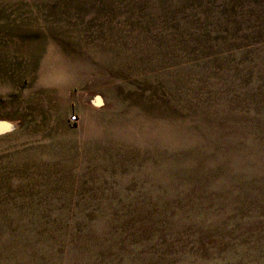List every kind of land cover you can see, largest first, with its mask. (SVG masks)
<instances>
[{
	"label": "rangeland",
	"instance_id": "1",
	"mask_svg": "<svg viewBox=\"0 0 264 264\" xmlns=\"http://www.w3.org/2000/svg\"><path fill=\"white\" fill-rule=\"evenodd\" d=\"M0 264H264V0H0Z\"/></svg>",
	"mask_w": 264,
	"mask_h": 264
},
{
	"label": "built area",
	"instance_id": "2",
	"mask_svg": "<svg viewBox=\"0 0 264 264\" xmlns=\"http://www.w3.org/2000/svg\"><path fill=\"white\" fill-rule=\"evenodd\" d=\"M77 122V118H76V116H72V117H70V123L71 124H75Z\"/></svg>",
	"mask_w": 264,
	"mask_h": 264
}]
</instances>
